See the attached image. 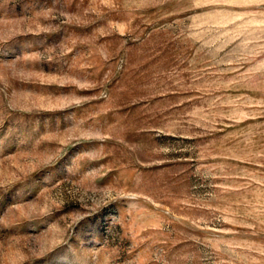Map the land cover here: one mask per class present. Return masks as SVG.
<instances>
[{
    "label": "rangeland",
    "instance_id": "obj_1",
    "mask_svg": "<svg viewBox=\"0 0 264 264\" xmlns=\"http://www.w3.org/2000/svg\"><path fill=\"white\" fill-rule=\"evenodd\" d=\"M0 264H264V0H0Z\"/></svg>",
    "mask_w": 264,
    "mask_h": 264
}]
</instances>
